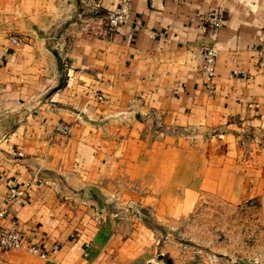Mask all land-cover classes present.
I'll list each match as a JSON object with an SVG mask.
<instances>
[{
  "label": "crops",
  "instance_id": "0c3cea01",
  "mask_svg": "<svg viewBox=\"0 0 264 264\" xmlns=\"http://www.w3.org/2000/svg\"><path fill=\"white\" fill-rule=\"evenodd\" d=\"M116 4L0 0V205L29 184L0 220L23 246L0 264H168L152 224L208 198L264 214V0H133L108 32Z\"/></svg>",
  "mask_w": 264,
  "mask_h": 264
},
{
  "label": "rangeland",
  "instance_id": "374dc122",
  "mask_svg": "<svg viewBox=\"0 0 264 264\" xmlns=\"http://www.w3.org/2000/svg\"><path fill=\"white\" fill-rule=\"evenodd\" d=\"M5 120L7 130L14 127L13 117ZM152 226L174 264H264V214L256 202L208 198L192 217Z\"/></svg>",
  "mask_w": 264,
  "mask_h": 264
},
{
  "label": "built area",
  "instance_id": "2783aa9c",
  "mask_svg": "<svg viewBox=\"0 0 264 264\" xmlns=\"http://www.w3.org/2000/svg\"><path fill=\"white\" fill-rule=\"evenodd\" d=\"M133 0H117L116 6L111 9L106 16V27L108 32H114L118 27L130 21L132 16ZM223 23L221 13L205 16L200 27L205 32H216ZM23 41L20 37H12V42L19 45ZM219 50L216 45L206 44L202 48L203 55V71L206 79V89L213 93L215 90L216 63ZM260 55L264 57V47L260 51ZM238 72V71H237ZM54 131L61 135H69L71 127L62 122L55 124ZM29 184L23 188H11L6 196L4 205H0V220L7 219L12 205L27 194ZM23 235L19 226L12 222L9 226L0 225V245L5 249H16L23 246ZM30 252L46 257L47 254L42 252L39 247L31 246Z\"/></svg>",
  "mask_w": 264,
  "mask_h": 264
},
{
  "label": "water",
  "instance_id": "95a60500",
  "mask_svg": "<svg viewBox=\"0 0 264 264\" xmlns=\"http://www.w3.org/2000/svg\"><path fill=\"white\" fill-rule=\"evenodd\" d=\"M161 258H166L164 255H161ZM167 260V263L168 264H174V262H173V259L172 258H166Z\"/></svg>",
  "mask_w": 264,
  "mask_h": 264
}]
</instances>
